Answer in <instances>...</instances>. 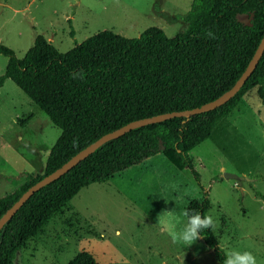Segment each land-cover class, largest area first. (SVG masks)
Masks as SVG:
<instances>
[{
  "label": "rangeland",
  "instance_id": "374dc122",
  "mask_svg": "<svg viewBox=\"0 0 264 264\" xmlns=\"http://www.w3.org/2000/svg\"><path fill=\"white\" fill-rule=\"evenodd\" d=\"M192 0H0V43L18 58L37 35L66 52L98 31L137 37L154 26L171 37L185 29L181 19ZM70 31L73 36H70ZM7 58L0 54V74ZM49 118L6 79L0 87V197L26 173L43 171L59 136ZM177 169L156 154L103 182L82 187L16 254L14 264H68L88 252L97 264H218L199 239L174 243L163 230V212L184 210L207 193L218 227L219 247L249 251L264 264V104L248 90L209 138ZM238 177L240 185L234 177ZM185 222L177 217L178 228Z\"/></svg>",
  "mask_w": 264,
  "mask_h": 264
},
{
  "label": "trees",
  "instance_id": "16d2710c",
  "mask_svg": "<svg viewBox=\"0 0 264 264\" xmlns=\"http://www.w3.org/2000/svg\"><path fill=\"white\" fill-rule=\"evenodd\" d=\"M181 19L185 29L171 37L154 26L137 37L101 30L63 53L41 35L20 58L0 43V54L7 58L0 87L11 80L60 130L42 173H26L12 192L0 197V216L28 187L100 136L133 120L198 107L228 90L264 34V0H192ZM253 87L264 104V51L225 104L141 126L100 145L38 189L2 225L0 264H14L18 251L68 207L82 187L103 182L156 154L177 169H189L198 181L189 152L210 137ZM208 206L204 191L184 209L204 215ZM201 235L218 264H223L225 253L213 231ZM68 264L97 263L82 251Z\"/></svg>",
  "mask_w": 264,
  "mask_h": 264
},
{
  "label": "water",
  "instance_id": "95a60500",
  "mask_svg": "<svg viewBox=\"0 0 264 264\" xmlns=\"http://www.w3.org/2000/svg\"><path fill=\"white\" fill-rule=\"evenodd\" d=\"M263 51H264V34L262 38L260 39L249 62L247 63L244 70L240 74L239 78L235 81V83L228 90L224 91L221 95H219L215 99L209 102H206L198 107L192 108V109L183 110V111H172L168 113L154 115L151 117L133 120L113 131H110L100 136L98 139H96L95 141H93L92 143H90L89 145L81 149L80 151H78L76 154H74L71 158H69L66 162H64L60 167H58L51 173L43 176L41 179L36 181L30 187H28L20 195V197L0 216V228L8 219H10L15 214V212L26 202V200H28L38 189L48 184L49 182L59 178L61 175H63L68 170H70L72 167H74L76 164H78L81 160L86 158L89 154H91L95 149H97L103 143L111 139H115L125 134L126 132L133 130L135 128L141 127V126L161 122V121L168 120L174 117H189L191 115L213 110L225 104L239 91V89L242 87L244 82L253 72L259 58L263 54ZM225 177L229 178V177H234V176L225 174ZM234 178L237 180L238 185H240V179L238 177H234Z\"/></svg>",
  "mask_w": 264,
  "mask_h": 264
},
{
  "label": "clouds",
  "instance_id": "9594fccd",
  "mask_svg": "<svg viewBox=\"0 0 264 264\" xmlns=\"http://www.w3.org/2000/svg\"><path fill=\"white\" fill-rule=\"evenodd\" d=\"M178 215L186 218L179 228L176 223ZM159 222L174 243L187 245L188 247L202 237L201 233L204 230L211 229L215 231L218 227V223L212 215H202L189 209H184L180 213H177L176 209L165 211ZM225 257L223 264H257L256 257L249 251L228 250Z\"/></svg>",
  "mask_w": 264,
  "mask_h": 264
},
{
  "label": "crops",
  "instance_id": "0c3cea01",
  "mask_svg": "<svg viewBox=\"0 0 264 264\" xmlns=\"http://www.w3.org/2000/svg\"><path fill=\"white\" fill-rule=\"evenodd\" d=\"M48 154V153H47ZM47 156V155H46ZM45 163V162H44ZM42 173V172H41ZM262 199L264 200V195L262 196ZM264 249V248H263Z\"/></svg>",
  "mask_w": 264,
  "mask_h": 264
}]
</instances>
